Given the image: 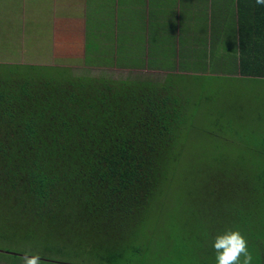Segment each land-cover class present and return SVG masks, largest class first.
<instances>
[{"label": "rangeland", "instance_id": "obj_1", "mask_svg": "<svg viewBox=\"0 0 264 264\" xmlns=\"http://www.w3.org/2000/svg\"><path fill=\"white\" fill-rule=\"evenodd\" d=\"M78 1L0 0V64L66 67L101 80L164 77L165 71L147 65L141 52L115 53L118 17H112L113 40L96 27L111 18L105 15L107 0H93L96 17L84 13L93 2ZM187 85L177 146L182 151L171 157L136 237L124 230L118 241H99L93 233L67 239L43 232L0 239V264H23L25 251L39 253L42 264H110L96 253L124 252L133 258L129 264H213L214 238L227 229L241 231L253 264H264V186L245 183L247 177L264 176V82L217 76ZM53 247L62 253L50 251Z\"/></svg>", "mask_w": 264, "mask_h": 264}, {"label": "trees", "instance_id": "obj_2", "mask_svg": "<svg viewBox=\"0 0 264 264\" xmlns=\"http://www.w3.org/2000/svg\"><path fill=\"white\" fill-rule=\"evenodd\" d=\"M256 52L250 63L242 58L241 72L264 74ZM193 80L202 79L101 80L66 67L0 64V239L135 236L171 157L182 151ZM245 183L263 187L264 176ZM125 254L95 257L129 264Z\"/></svg>", "mask_w": 264, "mask_h": 264}, {"label": "crops", "instance_id": "obj_3", "mask_svg": "<svg viewBox=\"0 0 264 264\" xmlns=\"http://www.w3.org/2000/svg\"><path fill=\"white\" fill-rule=\"evenodd\" d=\"M91 5L84 13L98 16L97 6ZM105 13L111 18L96 27L113 40L112 17H118L115 53L141 52L147 65L165 71L161 79L221 76L264 82V74L240 68L242 58L250 63L255 50L264 60V5L256 0H107Z\"/></svg>", "mask_w": 264, "mask_h": 264}, {"label": "clouds", "instance_id": "obj_4", "mask_svg": "<svg viewBox=\"0 0 264 264\" xmlns=\"http://www.w3.org/2000/svg\"><path fill=\"white\" fill-rule=\"evenodd\" d=\"M258 5H264V0H256ZM239 55V53H237ZM213 248L217 264H253V253L249 250L248 241L241 231L227 229L214 238ZM23 264H42L39 253L22 256Z\"/></svg>", "mask_w": 264, "mask_h": 264}]
</instances>
